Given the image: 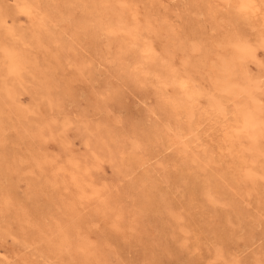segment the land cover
<instances>
[{
  "label": "rangeland",
  "instance_id": "1",
  "mask_svg": "<svg viewBox=\"0 0 264 264\" xmlns=\"http://www.w3.org/2000/svg\"><path fill=\"white\" fill-rule=\"evenodd\" d=\"M0 264H264V0H0Z\"/></svg>",
  "mask_w": 264,
  "mask_h": 264
},
{
  "label": "bare ground",
  "instance_id": "2",
  "mask_svg": "<svg viewBox=\"0 0 264 264\" xmlns=\"http://www.w3.org/2000/svg\"><path fill=\"white\" fill-rule=\"evenodd\" d=\"M252 16V15H251ZM14 68H11V70ZM213 106H215L217 109H220V105H218V103L214 102L212 103ZM223 104V103H222ZM223 109V108H222ZM222 111V110H221ZM219 112V111H218ZM245 113V112H244ZM246 116H244V120H243V126L245 128V130L247 131V133L249 134V138L253 137L254 135L252 134L253 131H255V128L257 127V119L255 118V116L252 115H247L244 114ZM193 119V118H191ZM194 120V119H193ZM257 133V132H256ZM252 148H256L257 145L255 144V140L254 143L252 144Z\"/></svg>",
  "mask_w": 264,
  "mask_h": 264
}]
</instances>
